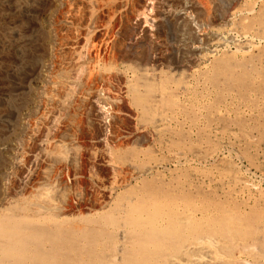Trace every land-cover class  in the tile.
Instances as JSON below:
<instances>
[{"label": "rangeland", "instance_id": "374dc122", "mask_svg": "<svg viewBox=\"0 0 264 264\" xmlns=\"http://www.w3.org/2000/svg\"><path fill=\"white\" fill-rule=\"evenodd\" d=\"M254 1L255 0L233 1L228 11L229 17H226L224 20L220 16L222 6H220V4H218L216 0H0V200H2L5 197L6 193H8L10 190L17 189L15 191L22 192L19 198H14L5 202L4 205L6 209H8L9 211L13 210L12 212L23 211V209L28 210L27 208H30V206H32V204L39 199L36 197H38L37 195L41 193L39 192L38 188H43V185H41V183L43 184V182L45 183L52 180V183L54 184L55 189L59 195L58 198L62 202V204H65V202L67 203L69 201L70 203L77 206V208L81 209L79 203L80 199H88L91 198L92 195H97L100 201H102L103 199L104 201L106 200L105 197H103V192L107 190L109 191L110 189L111 184L109 182H111V175L109 169L98 163V160H101V158L103 157L102 151H104V158L113 157V154L111 152H105V150L103 149H108L109 147H113L114 149L116 145H118L119 147L120 143L118 142L117 144V142L114 141L118 129L113 127L112 125L107 127V129H105L106 131H104L108 135V138L110 137L109 141L106 140L109 144L105 142V144H107L108 146L103 148L102 145L97 143L101 137L100 134L102 133V131L101 128H99L96 116H94L95 112L92 108L93 106L91 105L92 100L90 94L95 90H102L103 83L97 77L96 78L98 80H96L95 76L88 78V82L90 81V79H94L90 81L92 83L89 82V90H81L84 95L79 92L80 90H77L80 94L76 92L75 97L79 95L80 98L77 96V100L75 99L74 101H72L69 110L62 109L61 111L59 101H61L62 99L61 94H63V91H61V88H55L56 90L52 89L54 86L48 82V75L52 72H56L57 70L55 68L59 70L61 66L67 65L72 60V57H74V55H76L78 52H82V50L84 52H82V55L84 54V57H88L87 60L89 59V63H92V65L91 63L90 65H88L90 69L96 66V71H108L113 73L122 71L120 73L123 74V76L127 78L128 81H132L131 79H133L134 74L140 77V75L142 76V73L144 72L143 76L146 77V72L150 70L153 73L155 72L154 76L152 77V82L153 80L154 82H157V84H162L163 82H165L163 84L167 85V88H169V90L170 88L171 90H173L180 82V80H185L184 82L189 83L192 96L195 95L194 99L196 100V98H198L197 100L201 101L196 102L198 103L197 107L199 108L196 107L194 114H192L191 116L189 115V117L188 115L186 117H180L179 122L176 123L177 125L175 124L170 128L171 132L174 131V137L171 140L177 142L176 144H174L176 146L169 142L167 147H169V149H171L170 147H176V152L185 150L187 151L188 149L187 152L190 153V155L186 151L185 152L191 157L187 158V155L183 156L181 159H179V161H176V164H166L164 167H162L163 169H161L166 171L167 173L170 172L171 168L172 170L175 169L177 186H183V184H185L186 182H191L193 184L195 183V189L193 190L201 191V183L203 184V180L196 179L192 176L190 177L191 172L193 173L194 170L197 173H199L200 171V174H202L203 172V174L205 175L204 180H207L206 178L212 179V173L214 174L215 172H221L220 174H223L219 177L221 179L228 171L231 173L236 172L235 174L246 179L250 186L258 190L259 194L261 192L264 195V101L262 102V97H260V95H264V71H260L261 68L264 70V62H262L264 61V38L260 37V35L264 37V28L259 26V24L256 23L257 21L253 20L256 17V15L254 17V14H257L261 7L264 6V0ZM248 2H251L250 5ZM261 4L262 6L260 7ZM252 5L253 7H255V9L252 8ZM246 8L247 10H245ZM178 12L184 14L183 17H179L177 15ZM247 14H249L248 17L250 19L247 17ZM244 15H246V17ZM243 20L245 21V23L247 21V23L245 24ZM230 23L232 24L230 25ZM242 24H244L245 28L247 27V30L243 28ZM256 24L258 27L256 26ZM240 26L242 29L240 28ZM226 27L227 29H229L230 27H234L235 30L239 29L240 31H234V34L229 33L230 35H228V31L225 30ZM242 30H244L245 33H243ZM261 30H263V32ZM203 31L205 33H203ZM241 31L243 34L241 33ZM208 32L210 33L209 35H207ZM225 32L227 33L226 35ZM249 32H252V34H249ZM258 32L260 34L259 37ZM254 34H256V36ZM226 37L227 39L229 38L227 41H225ZM233 37H236V39L240 40L233 41L231 39ZM87 38H89V40ZM245 38H248L249 40L251 39L248 46L244 45ZM252 39H254L255 41H252ZM261 40H263V42ZM213 42H215L217 46L216 44L214 46ZM192 43H194V46H201L204 50V53H210V55H213V52L211 51L216 50L217 48L215 53L216 56L219 57L214 58L212 66H216L218 62L223 61L226 57L228 60H230L229 63L232 65H235L236 63L240 64L241 62L246 64L247 68L250 69L248 71L254 70V68L256 69V66H258L256 70L261 73L256 74L258 77L253 79L254 81L256 80V84L260 87L258 89H261V91L259 90L260 92L257 91L256 93V95L258 96L255 98L258 99H256L258 105H256L257 103H255V105L253 106V108H255L254 111L252 110L254 115L251 112V109L253 108L249 105V101L247 100L248 96H245L243 91L244 85L246 84L242 81V79L244 80V77L246 76L244 72L237 71L233 66V68L236 70L233 71L235 78H231V76H228L229 74L224 72L223 75H212L213 78L216 77L214 80H212V77L205 78L206 76H204V74L202 75L201 72L195 71L196 67L198 66V62L197 64H195V68L194 65L190 68L187 66L181 68L176 67V62L178 60H184L183 62H186L187 60L195 57L194 54L186 51L188 45L189 47L193 46ZM228 43H230V45ZM260 44L263 48L260 46ZM240 45H242V47H240ZM172 46H175V49ZM252 46L255 47L252 48ZM259 47L261 51L259 50ZM241 48H243L245 51H249L250 53L248 52L247 55L243 57L244 55H242L239 50ZM168 50H171V52ZM258 51L259 55L257 53ZM86 52H88L90 55ZM237 52L238 54H236ZM180 54H182L183 56ZM184 54H186L187 56ZM91 55L95 56L96 59L94 57V60ZM135 55L139 58H135ZM221 55L224 58H222ZM178 56L180 57V59ZM145 57L146 59L148 58V63H146L147 61H144ZM260 57H262L263 60ZM251 60H253L254 63ZM256 60L258 61V65L255 64L257 62ZM172 62H174V64ZM112 64L115 65L112 66ZM101 66H104L105 68H101ZM211 68L213 69V67ZM187 73L189 77L187 76ZM237 74L240 75L238 76ZM260 75H262V77ZM220 76H228L229 78L227 77L228 80H226L225 77L220 78ZM185 77H188V79ZM163 78H165V80H163ZM223 80H225V82H223ZM117 84V82H113V86L115 85L117 87ZM227 85H230L228 86L229 88L227 87ZM231 86L233 87L232 89ZM96 87L98 89H96ZM212 88H214L215 91ZM233 89H236L235 92ZM204 90L207 91L203 92ZM211 90H213L214 92ZM207 92L208 94H206ZM233 92L235 93L234 95ZM198 94L202 98L200 96H197ZM210 94L212 97L209 96ZM43 95H45V97ZM59 95H61V97ZM232 95L233 98L230 97ZM49 96L54 97L53 99L55 101H48ZM57 96H59L61 99ZM85 96H87L86 99ZM55 97L59 98L60 100H57V98L55 99ZM203 98L206 100H204ZM210 98H212V102H210ZM229 98H232L233 101ZM242 99L246 100L247 102L245 103ZM240 101L243 103H241ZM207 103L209 108L207 107L206 109L214 110L205 111L204 109L207 106ZM248 105L250 110H248ZM235 106H239V108H235ZM202 107L204 109H202ZM218 107H221L219 108L220 111H217L219 110ZM240 107L242 109L245 108L246 110L244 109V112H242L243 110ZM198 109H200V111ZM224 109L226 111H224ZM230 109L232 110L231 112L229 111ZM214 111H217L220 114L216 112L217 114L214 113L213 115ZM208 112H211L212 115ZM233 113H235V116H238V120L235 116H233ZM239 113L241 114V116ZM258 113H260V115ZM67 114H69V118H67ZM218 114L220 116H218ZM221 114L223 115V117ZM226 114L227 116H225ZM52 116H54L58 120V126L57 128H55V130H50L48 128V119L52 118ZM201 116H204V119L202 118V120H199L201 119ZM214 116L215 118H213ZM208 117L210 119H208ZM224 118H227L228 121H226ZM239 118H241V122L243 124L241 122H237L240 121ZM195 119L197 120L196 125L202 126H200V128H202L201 130L199 126L197 128L199 129V131H202V135L200 134L201 132H199L201 136L197 134V126L194 125L196 123ZM106 120L108 124L111 123L109 119L106 118ZM216 120L218 123L215 122ZM233 121H235V124H233ZM181 122L183 127L181 126ZM188 122H191L192 124ZM218 124H220L221 126H219ZM188 126H190V128L192 126L193 129L188 128ZM242 126L243 128L247 126L246 128H244L247 131L243 130ZM181 127L185 130L183 131ZM219 128L221 130H219ZM176 130L179 131L175 132ZM187 130H190L191 133L187 132ZM192 130H194V133L192 132ZM211 130H213L215 134ZM226 133L227 135H225ZM241 133H243V136L241 135ZM176 134L178 137L176 136ZM186 134H188V137L190 138H188ZM191 134L193 136L195 134L194 138ZM233 134L236 136L239 135V139L238 137H234ZM97 136L99 139L97 138ZM46 137H49V140L57 141V144L59 143L58 146L51 152H43L39 146L43 140H46ZM180 137L184 140H182ZM63 144H68L69 146L71 145V152H74L73 160H71L67 164L56 161L54 158L62 154L63 149L62 147H60V145L62 146ZM131 145V156L129 155L126 160L122 158L118 159V161L122 160V164H125L128 161H135L133 155L136 153L134 151H138L137 153L140 154V161L145 158V160L148 161V156L146 154L148 152V154H150L151 150L147 151L144 146H141L137 143L136 145ZM200 147L204 150V152H215L214 154L212 153V156L209 158H196L195 154L191 152L196 148L201 149ZM143 148H145V150ZM48 156L52 157V159ZM117 158L118 157H113V159L116 160ZM145 160L137 165H139L140 167L143 166L147 162L146 161L144 163ZM227 161L229 163H227ZM221 163H223V165L225 166H223ZM217 164L220 165L217 166ZM219 166H223L225 169H223V167L220 168ZM227 166L228 168H226ZM165 167L166 169H164ZM218 167L220 168V171ZM229 167L232 169L230 170ZM214 169L217 171H215ZM126 171L127 170H125V172ZM125 172H120L115 176V179H117L116 183L118 184L117 185L115 183L117 189L113 192V197L111 196L112 200L108 199L110 201L108 203L111 204L112 201V203L119 202L121 205H124L125 201H127V197L130 191H132L131 189H134L135 187L138 188L142 181H144L146 178H149L145 175L140 176V174L138 175L137 172L135 173L134 171H127L128 173H126L128 175ZM144 176L145 178H143ZM192 179L195 182H193ZM212 185L213 186L211 188L216 187L217 189H204L205 192L207 191L206 193L208 196H211L214 199L219 197L220 199L217 198L218 200H224V197L230 194L229 191L231 187L226 185L223 187L224 189H221L220 187L216 186L214 182L212 183ZM118 187L120 188L118 189ZM64 194H67L70 197H68L67 195L65 196ZM117 196L118 198H116ZM123 196H125V198H123ZM119 199L120 201H118ZM110 204H108V210L109 208H111V212H106V217L104 218L105 220L99 222V224H91L85 222L82 223V225L86 227L91 226L89 227L91 229L93 226L95 233L92 234L91 232L89 236L85 235L83 239L79 237V241L77 243L79 244L81 242L82 245H86V243H89L90 245L92 244L93 248L91 249L90 246L88 249H91V253H95H84V255L82 254L81 256H79L80 258L74 255H70L72 257H76V260L72 262L67 260L68 257L66 259L65 256H55L52 264H118L117 258L113 255V250L115 249L116 244H119V242L121 241V238H118L120 237L121 230H123V228L127 230V228H125L123 219L119 217L122 220L121 221L118 216H115L112 213V210L113 212H115V209L113 208H116L117 204L116 206ZM19 207L21 208L19 209ZM0 209H3V207H0ZM82 211L83 213L87 212L84 209ZM112 218L116 219L113 220ZM100 224H104V226L102 225L103 227L101 229V232L103 234L101 236V233L99 234V232L96 231V229H99L98 227ZM91 234L93 236L95 235L94 238L91 237ZM117 234L119 235L118 237ZM85 238H88L89 240ZM105 245H108L107 248ZM88 246L89 245H87V247ZM89 254L90 256L92 255L91 258H89Z\"/></svg>", "mask_w": 264, "mask_h": 264}, {"label": "bare ground", "instance_id": "6f19581e", "mask_svg": "<svg viewBox=\"0 0 264 264\" xmlns=\"http://www.w3.org/2000/svg\"><path fill=\"white\" fill-rule=\"evenodd\" d=\"M216 1L218 4H220V6H222L220 16L222 19L225 20L226 17H229L228 11H229L230 6L232 5V2L233 1L235 2L236 0H216ZM248 3L250 5L251 2H248ZM263 4H264V2H263ZM261 6H262V4L260 5V7ZM147 7H149V6H147ZM247 8H248V4H247ZM247 8L245 10H247ZM252 8L255 9V7H253V5H252ZM251 10H253V9H251ZM251 10H249V11H251ZM177 15L179 17L180 16L183 17L184 14H182L181 12H178ZM248 15L249 14H247V17H248ZM251 15H253V14H251ZM255 15H256V17H255ZM244 16L246 17V15H244ZM252 17H251V19H252ZM254 17L256 20L255 19H253V20L257 21L256 23H258L259 26L264 28V6L261 7V9L258 11L257 14H254ZM235 18H237V17H235ZM244 23H245V21H244ZM246 23H247V21H246ZM223 24H225V23H223ZM231 24L232 23H230V25ZM239 25H241V24H239ZM242 25H243V28H245L244 24H242ZM256 26H257V24H256ZM238 27H237V29H238ZM146 28H147V26H146ZM235 28H236V26H235ZM240 28H241V26H240ZM217 30H215V31H217ZM225 30H227L228 35H230L231 33L234 34L235 33L234 31H238L239 29L235 30L234 27L233 28L230 27L229 29H227V27H226ZM159 31H161V30H159ZM242 31H243V33H245L244 30H242ZM242 31H241V33H242ZM255 31H257V30H255ZM261 31L263 32V30H261ZM259 32H258V37L260 35ZM262 32H261V34H262ZM147 33H149V32H147ZM203 33H205V32L203 31ZM184 34H185V32H184ZM209 34L210 33L208 32L207 35H209ZM222 34H224V33H222ZM226 34L227 33L225 32V35ZM249 34H252V32H249ZM254 35L256 36V34H254ZM251 36H253V35H251ZM260 37L264 38L261 35H260ZM87 39L89 40V38H87ZM228 39L226 37L225 41H227ZM231 39L233 41H239L240 40V39L239 40L236 39V37H233ZM250 40L248 38H245L244 45L248 46V44L250 43ZM263 40H261V41L263 42ZM208 41H211V40H208ZM252 41H255V40L252 39ZM142 42H144V41H142ZM213 43L215 46L216 43L215 42H213ZM253 43H255V42H253ZM193 44L194 43H192V45ZM228 44L230 45V43H228ZM221 45H223V44H221ZM242 45H240V47H242ZM216 46H217V44H216ZM226 46H227V44H226ZM260 46H261V44H260ZM235 47H237V46H235ZM254 47L255 46H252V48H254ZM212 48H213V44H212ZM255 49H257V48H255ZM216 50H217V48H216ZM216 50L211 51V52H213V55H210V53H204V50L201 46H194L193 45L192 47H189V45H188V47L186 48V51H189L190 53L194 54L195 57L190 59V60H187L186 62H183L184 61L183 59H182L183 61H179L177 59L178 61L176 62V67L181 68V67L187 66L190 68L194 65V68H195V64H197V62H198V66L196 67L195 71L201 72L202 75L204 74V76H206L205 78L212 77L211 78L212 80H214L216 78V77L213 78L212 75H214V76L223 75V73L225 72V73L229 74L228 76H231V78H235L233 71L237 70L239 72H244L246 74V76L244 77V80L242 79V81H243V83H246V84L244 85L243 91H244V95L248 96L247 100L249 101V105L252 106V108H253V106L255 105V103H257V100H258L257 98H255L258 96V95H256V93L259 90L261 91V89H258L260 87L256 84V80L254 81V79H253V78L258 77L256 74L261 73V72H258V70H256L258 68V66H256L257 67L256 69L254 68V70L248 71L250 69L247 68L246 64L241 62L240 64L236 63L235 65H232L229 63L230 60H228L227 57L223 61L218 62V64L216 66H212V64L214 62V58L219 57V56H216V53H215ZM239 50H240L241 54L244 55L243 57H245V55H247V53L249 52V51H245L243 48H241ZM259 50H260V47H259ZM77 51H78V49H77ZM168 51L171 52V50H168ZM82 52H83V50H82ZM82 52H78L76 55H74V57L71 56L72 60L67 65L61 66V68L59 70L57 68H55L57 71L52 72L48 75V78H49L48 82L54 86V87L52 86L53 87L52 89L61 88V91H63V94L60 93L62 95V99L60 98L61 95H59L60 97L57 96L61 99V101H59L60 106H61V108H60L61 111H62V109L63 110H69V108L72 104V101H74L77 96L79 97V95H77L75 97L76 92H78L77 90H80L79 92L82 94H83V92H82L83 90L84 91L89 90V86H88L89 82L94 80V79L92 78V80L90 79V81L88 82V78L95 76V78L96 77L99 78L103 83V89L102 90H99L96 87V89H98V90H95V91L91 92V94H90L91 100H92L91 105L93 106L92 108L94 109V112H95L94 116H96L97 123L99 125V128H101V131H102V133L100 134L102 138L100 137V139H99L97 136V138L99 139V141L97 143L102 145L103 148L108 146L107 144H109V143L106 140L109 141L110 137L108 138V135L104 131H106L105 129H107V127H109L110 125H112L113 127L118 129L114 141H116L117 144H118V142L120 143L119 147H118V145H116L114 149H113V147L112 148L109 147L108 149L107 148L103 149V150H105V152L106 151H108V153L111 152L113 154L112 155L113 157H118L117 160L113 159V157H107V156H106L107 158H104V151H102L103 157L102 158L100 157L101 160H98V163H100L102 166L107 167L109 169V172L111 175L110 176L111 182H109L111 184L110 189H109V191L107 190V191L103 192V195H104L103 197H105V199L107 201L106 200L104 201V199L102 201H100V199L97 197V195H92L91 198L79 200L81 209L77 208V206L70 203L69 201L67 203L65 202V204L64 203L62 204V202L58 198L59 195L55 189L54 184L52 183V181H53L52 180V181H47L45 183L43 182V184L41 183V185H43V188H41V189L38 188L39 192H41V193H39L37 195L38 197L35 196L36 198H39V199L36 200L32 204V206H30V208L28 207L27 208L28 210L23 209V211L12 212L13 210L9 211L8 209H6L4 204L6 201H9V200L14 199V198L15 199L19 198V196L21 195L22 192L21 191H15L17 189L10 190L11 192L9 191L8 193H6L5 197L3 196L4 198L2 200H0V207H3V209H0V264H52L55 256H65L66 259L68 257L67 260L72 262V261L76 260V257L80 258L79 256H81L82 254L84 255V253H89L91 251V249L93 248L92 244L90 245L89 243L88 244L86 243V245H82L81 242L79 244L77 242L79 241V237L81 239H83V237H85V235L89 236V234L91 232L93 234V233H95V231L93 229V226L91 229V228H89L91 226L86 227V226L82 225V223L85 222V223H91V224H94V223L99 224V222L105 220L104 218L106 217L105 216L106 212L109 213V211L111 210V208H109V210H108V207H109L108 204H110V203H108V202H110L108 199L112 200V197H113L112 194L117 189V187L115 185L117 179H115V176L120 172L121 173L123 171L125 172V170L134 171L135 173L137 172L138 175L140 174V176L145 175L146 177L148 176L149 178H146L144 181H142L143 180L142 179L141 180L142 183L141 184L139 183L140 186H138V188L135 187L134 189H131L132 191H130L128 197L126 195L127 201H125L126 199L124 200L125 201L124 205H121L119 202H117L119 204H117L115 202L117 204V207L113 208V209H115V212H113V210H112V213L115 216H118V218L120 217L121 219H123V221L125 223V228H127V230L124 228H123V230H121L120 237H118L119 235L117 234V237L121 238V241L119 242V244L117 243L116 246L113 245V246H115V249L112 248V249H114L113 255L117 258L118 264H264V195L261 192H260V194H262V195H260L259 191L256 190L254 187L250 186L248 184V182L246 181V179L235 174L236 172L231 173V172L227 171V173L224 174V176L221 179L219 178L220 176L223 175V174H220L221 172H219V173L215 172L214 174L212 173L213 178L212 179L206 178L208 180V182H207V180H204L205 175L203 174V172H202V174H203L202 175V174H200V171H199V173H197L194 170L193 173L192 172L190 173V177L192 176L196 179H200V180L202 179L203 180V184L201 183V187H202L201 191H195V190H193V189H195V187H194L195 183L193 184L191 182L190 183L186 182L185 184H183V186H177L175 169L172 170V168H171L172 171L170 170L169 173H167L164 170H161V169H163L162 167H164L166 164H169V165L170 164H176L177 160L179 161V159H181L183 156H186L188 153L187 152L188 149H187V151L185 150L187 153L185 151L176 152V147H170L171 149H169V147H167V145L169 142L173 145L176 144V142H177V141L175 142V141L171 140L174 137V134H173L174 131L171 132L170 128L173 125H175L177 122H179L180 117H184V116L186 117L187 115L189 117V115L191 116L192 114H194L195 108L198 105V103H196V102H201L200 100L199 101L197 100L198 98H196V100L194 99V96H195L194 94H193L194 96H192V92H191V89L189 87V83L184 82L185 80H183V81L180 80V82L176 85V87L175 88L173 87L174 88L173 90H171V88L169 90V88H167V85L163 84L165 82H163L162 84H157V82H154V80L152 82V79H153L152 77L154 76L155 72L153 73L150 70H148L146 72L147 73L146 77L143 76L144 72L142 71L143 72L142 76L140 75V77H139V76L134 74L133 79L130 78L132 81H130V80L128 81L127 78H125L123 76V74L120 73L122 71L119 72L117 70L118 72H116V73L108 72V71H96L95 70L96 66L92 67L94 69H92V68L90 69V67H88V65H90L91 62L89 63V61H88L89 59L87 60L88 57H84L83 56L84 54L82 55ZM240 52H239V54H240ZM86 53H88V52H86ZM141 53H143V52H141ZM178 53H181V52H178ZM257 53L259 55V51ZM133 54H135V53H133ZM149 54H151V53H149ZM182 54H180V55H182ZM236 54H238V52ZM184 55H186V54H184ZM248 55H250V54H248ZM227 56H229V55H227ZM260 56H261V54H260ZM91 57L94 59L95 56L91 55ZM162 57H163V55H162ZM221 57H222V55H221ZM235 57H234V59H235ZM257 57H259V56H257ZM262 57H260V58L262 59ZM51 58H52V56H51ZM135 58H139V57L138 56L136 57V55H135ZM155 58H153V59H155ZM187 58H190V57H187ZM222 58H224V57H222ZM228 58H230V57H228ZM95 59H96V57H95ZM97 59H99V58H97ZM147 59L145 57L144 61H147ZM173 59H174V57H173ZM179 59H180V57H179ZM238 59H239V56H238ZM171 61H173V60H171ZM251 61L254 63L253 60H251ZM148 62H149V60L146 63H148ZM174 62H172V63L174 64ZM199 62H200V65H199ZM262 62H264V61H262ZM52 63H54V62H52ZM231 63H232V59H231ZM257 63H258V61L255 64H257ZM96 64H98V63H96ZM151 64H153V63H151ZM91 65H92V63H91ZM114 65L112 64V66H114ZM233 66L236 70L233 68ZM102 67H104V66H101V68ZM211 67H213V69L214 68L215 69L213 70ZM109 68H111V67H109ZM251 69H252V67H251ZM133 71H136V70H133ZM213 71H215V72H213ZM260 71H264V70L261 68ZM178 74H179V72H178ZM187 76H188V73H187ZM228 76H226V77L220 76V78L225 77V79L228 80L227 79ZM260 76L262 77V75H260ZM188 77H185V78L188 79ZM97 78H96V80H98ZM195 78H197V77H195ZM252 79H253V81H252ZM163 80H165V78H163ZM101 81H99V82H101ZM234 81H236V80H234ZM87 82H88V84H87ZM113 82L118 83L117 87L115 85L113 86ZM223 82H225V80H223ZM90 83H92V82H90ZM169 83H170V79H169ZM44 85H45V83H44ZM230 85H231V83H230ZM230 85H227V87ZM232 88L233 87L231 86V89ZM212 89L215 91L214 88H212ZM213 90H211V91H213ZM216 90H218V89H216ZM235 90H234V92H235ZM206 91L207 90H204L203 92H206ZM211 91H209V92H211ZM203 92H202V95H203ZM234 92H233V95L235 94ZM206 94H208V92ZM228 94H229V92H228ZM85 95H86V93H85ZM214 95H215V93H214ZM233 95L230 97L233 98ZM43 96L45 97V95H43ZM197 96H200V95L198 94ZM209 96L212 97L211 94ZM209 96H208V98H209ZM216 96H217V93H216ZM49 97H51V96H49ZM49 97H48V101L54 100L53 99L54 97H51V98H49ZM57 97H55V99ZM260 97H262V102H263L264 101V95H262V96L260 95ZM59 98H57V100ZM86 98H87V96H85V99ZM232 98L231 99L229 98V99L232 100ZM45 99H47V98H45ZM211 99L212 98H210V100ZM259 99H261V98H259ZM204 100H206V99H204ZM243 101L245 103L247 102L246 100H243ZM79 102H80V100H79ZM210 102H212V100ZM204 103H202V104H204ZM241 103H243V102H241ZM249 105H248V110H250ZM256 105H258V103ZM207 107H208V103H207V106L205 107V109L203 107H202V109H204L205 111L206 110L210 111L211 109L210 110L206 109ZM228 107H226V108H228ZM236 107L239 108V106H235V108ZM197 108H199V107H197ZM219 108H221V107H218V109ZM231 108H232V106H231ZM261 108H259V109H261ZM225 109H224V111H226ZM244 109H242L243 110L242 112H244ZM254 109L255 108L251 109V112H252V110L254 111ZM198 110L200 111V109H198ZM212 110H214V109H212ZM217 111H220V109ZM224 111H223V113H224ZM229 111L231 112L232 110L230 109ZM229 111H227V112H229ZM216 112L214 111L213 115ZM196 113H197V111H196ZM217 113H219V112H217ZM219 114H218V116H220ZM233 114H234L233 116H235V113H233ZM252 114H253V112H252ZM258 114L260 115V113H258ZM68 115L69 114H67V118H69ZM201 115H202V113H201ZM211 115H212V113H211ZM259 115H258V117H259ZM204 116H201V119H199L200 117L198 116L199 118H197V119L202 120V118L204 119ZM225 116H227V114ZM240 116H241V114H240ZM250 116H251V114H250ZM222 117H223V115H222ZM235 117L237 118L238 116H235ZM106 118L109 119L111 121V123L108 124ZM213 118H215V116ZM228 118H230V117H228ZM242 118H244V117H242ZM208 119H210V118L208 117ZM224 119L226 121H228L227 118H224ZM237 120H238V118H237ZM239 120L240 121H237V122L240 123L241 118H239ZM249 120H251V119H249ZM211 121H213V120H211ZM204 122H206V121H204ZM215 122H217V120ZM229 122H230V119H229ZM184 123H186V122H184ZM188 123L192 124L191 122H188ZM219 123H220V119H219ZM196 124H197V120H196V123L194 125L197 126L196 127V131H198L197 134L202 135V131H199V129H197L198 126L200 128L201 125H196ZM233 124H235V121H233ZM194 125H193V127H194ZM218 125L221 126L220 124H218ZM248 125H249V123H248ZM57 126H58V120L54 116H52V118L48 119V128L50 130H52V129L55 130V128H57ZM181 126H182V122H181ZM243 126H242V128H243ZM193 127L191 126L192 129H193ZM246 127H244V128H246ZM175 128H177V127H175ZM184 128H186V127H184ZM188 128H190V126H188ZM244 128H243V130H246ZM172 129H174V128H172ZM201 129L202 128H200V130ZM182 130L184 131L185 129L182 128ZM219 130H221V129L219 128ZM177 131H179V130H176L175 132H177ZM193 131L194 130H192V132ZM211 131L213 132V130H211ZM187 132H190V130L189 131L187 130ZM199 132H201V133L199 134ZM229 132H230V130H229ZM188 134H186L187 137H188ZM242 134L243 133H241V135ZM180 135H181V133H180ZM225 135H227V133ZM176 136H177V134H176ZM194 136H195V134H194ZM194 136H193V138H194ZM230 136H232V135H230ZM181 137H183V136H181ZM234 137H238V139H239V135L238 136L234 135ZM48 138L46 137L45 138L46 140H43L42 142L40 141L41 143L39 146L43 152H49V151L51 152L59 144V143L57 144V141L49 140ZM188 138H190V137H188ZM181 139L184 140L183 138H181ZM249 139H250V137H249ZM105 142H107V144H105ZM136 143L140 144L141 146H144L147 149V151L151 150L150 154H148L149 152L148 153L144 152V153H147L146 155L148 156V161L145 160L146 158L142 159V161L145 160L144 163L146 161L147 162L141 167L139 165H137L140 162H142V161H140L141 159H139L141 156H140V154L137 153L138 151L137 152L134 151L136 154H134V155L132 154V155L135 158V161H133V162L128 161L125 164L123 163L124 164L123 165L121 163L122 160L118 161V159L124 158L126 160L131 153L130 145L131 144L136 145ZM70 146L68 144H63L62 146L60 145V147H62V149H63V152L59 156L54 157L55 160L60 161L62 163H66V164L69 163L71 160H73L74 152H71L72 146L71 147ZM131 146H133V145H131ZM174 146H176V145H174ZM137 148H138V146H137ZM145 148H143V149L145 150ZM141 150H142V148H141ZM192 150H193V148H192ZM207 150H208V148H207ZM214 152L215 151L204 152V150L202 148L201 149L196 148L191 153H194L196 158L197 157L198 158L199 157L209 158L212 156V153L214 154ZM132 153H133V151H132ZM141 154H143V153H141ZM188 154L190 155V153H188ZM189 155H187L188 156L187 158L191 157ZM109 156H111V155H109ZM49 158L52 159V157H49ZM143 158H144V156H143ZM227 163H229V162L227 161ZM14 164H16V163H14ZM221 164L223 165V163H221ZM218 165H220V164H217V166ZM230 165H231V163H230ZM223 166H225V165H223ZM223 166H221V167L219 166V167L222 168ZM220 168H219V171H220ZM226 168H228V166ZM164 169H166V167ZM223 169H225V168L223 167ZM231 169L232 168H230V170ZM215 171H217V170H215ZM137 176H136V178H137ZM145 176L143 178H145ZM140 178H142V177H140ZM193 179H192V181L195 182ZM213 182L215 183L216 186L220 187L221 189L227 185V186L231 187L233 192L230 189V191H229L230 194H228V196H225L224 200H218L217 198H219V197L214 199L211 196L207 195V193H206L207 191L206 192L204 191V189H210L213 186L212 185ZM55 183H56V181H55ZM182 183H184V182H182ZM41 185H40V187H41ZM120 185H122V184H120ZM120 187H118V189ZM214 188H216V187H214ZM214 188H211V189L213 190ZM200 192H202V193H200ZM218 194H219V192H218ZM118 196L116 198H118ZM68 197H70V196H68ZM123 198H125V196H123ZM113 199H115V198H113ZM118 201H120V199ZM115 203H112V201H111V204L116 206ZM20 208L21 207H19V209ZM83 209L86 210L87 212L83 213V211H82ZM116 218H114V219H116ZM100 225H101V227H100ZM100 225L98 227L99 229H96V228L95 229L97 232H99V234L101 233L100 234V236H101L103 234L101 232L102 231L101 229L104 226V224H100ZM112 226H114V225H112ZM104 233H107V232H104ZM94 236L92 235L91 237L94 238ZM91 237H90V239H91ZM85 239L89 240L88 238H85ZM117 240H119V239H117ZM115 242H116V239H115ZM87 245H89V246L87 247ZM90 246H91V249H88ZM105 246L107 248L108 245H105ZM98 250H100V249H98ZM92 253H95V252H92ZM92 253L90 252V254H92ZM90 254H89V258L92 257V255L90 256ZM70 255H74L76 257H74V256L72 257ZM96 255H98V254H96ZM89 260H91V259H89Z\"/></svg>", "mask_w": 264, "mask_h": 264}]
</instances>
